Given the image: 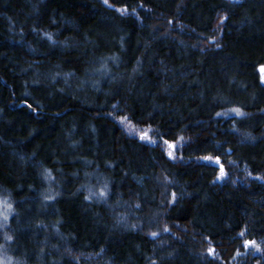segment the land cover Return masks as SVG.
Returning a JSON list of instances; mask_svg holds the SVG:
<instances>
[{"label":"trees","instance_id":"1","mask_svg":"<svg viewBox=\"0 0 264 264\" xmlns=\"http://www.w3.org/2000/svg\"><path fill=\"white\" fill-rule=\"evenodd\" d=\"M0 264H264V0H0Z\"/></svg>","mask_w":264,"mask_h":264}]
</instances>
